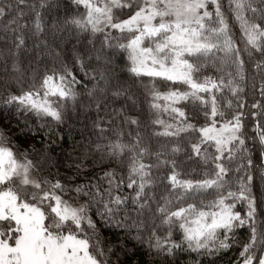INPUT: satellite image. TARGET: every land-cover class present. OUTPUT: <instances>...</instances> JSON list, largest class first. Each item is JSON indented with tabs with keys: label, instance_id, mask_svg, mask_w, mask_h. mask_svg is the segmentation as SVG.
Returning <instances> with one entry per match:
<instances>
[{
	"label": "snow or ice",
	"instance_id": "6c2138e0",
	"mask_svg": "<svg viewBox=\"0 0 264 264\" xmlns=\"http://www.w3.org/2000/svg\"><path fill=\"white\" fill-rule=\"evenodd\" d=\"M0 264H264V0H0Z\"/></svg>",
	"mask_w": 264,
	"mask_h": 264
}]
</instances>
